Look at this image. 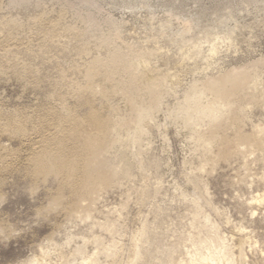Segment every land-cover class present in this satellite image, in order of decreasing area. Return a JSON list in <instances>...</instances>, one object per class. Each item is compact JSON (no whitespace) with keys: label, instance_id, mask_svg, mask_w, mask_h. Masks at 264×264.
Listing matches in <instances>:
<instances>
[{"label":"rangeland","instance_id":"obj_1","mask_svg":"<svg viewBox=\"0 0 264 264\" xmlns=\"http://www.w3.org/2000/svg\"><path fill=\"white\" fill-rule=\"evenodd\" d=\"M0 264H264V0H0Z\"/></svg>","mask_w":264,"mask_h":264}]
</instances>
